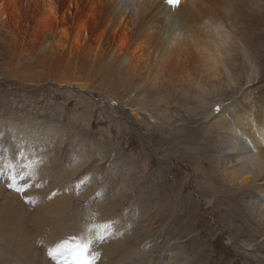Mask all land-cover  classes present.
I'll use <instances>...</instances> for the list:
<instances>
[{
  "label": "bare ground",
  "instance_id": "6f19581e",
  "mask_svg": "<svg viewBox=\"0 0 264 264\" xmlns=\"http://www.w3.org/2000/svg\"><path fill=\"white\" fill-rule=\"evenodd\" d=\"M25 1L29 0H24L21 7L16 0H0V21L11 15L18 25L24 17V6L28 4ZM32 1L37 5L33 41L37 40L36 33H39L38 47L42 53L66 46L68 32L62 26L65 20L58 15L60 0ZM75 1L71 0L70 4ZM86 1L94 25H103L111 34H117L108 53L109 63L119 62V68L123 64L127 68L123 71L137 77L142 86L154 85L158 80H150L151 72L156 70L158 73L162 67L167 70L164 76L171 81H178V76L182 80L185 75H191L189 66L193 62L194 50L190 43L203 37L214 55L209 58L211 71L216 73L222 64L228 86L231 83L240 85V89L243 87L239 101L228 105L222 103L218 115H212L209 110L219 101L205 109L207 128L216 129L213 141L216 160L213 165L214 158H211L212 166L209 167L214 168L208 172H219L226 180V194L234 191L224 195L223 205L228 207L226 210L232 218L241 214L237 219L239 229L258 241L255 245L250 244L252 253L246 254H253L256 261L258 258V264H264V0H187L181 1L176 8L169 6L166 0ZM82 30L84 42L81 46H85L89 38L86 24L78 27L79 32ZM239 56L241 59L237 61ZM229 60L237 63L230 64ZM209 68L203 70L204 74L211 75ZM142 69L150 71L144 76ZM234 69L239 72L238 81L231 71ZM67 82L94 90L89 81ZM221 83L220 86L224 84ZM138 106L148 112L144 104ZM134 108L132 112L140 118L141 114ZM155 114L158 117L154 116L158 121L155 127H166L165 113L157 111ZM148 126L153 127L152 124ZM10 130L12 135L16 134L13 139H2L7 146L0 141V264H63V258L49 257L47 249L70 237L91 239V251L100 254L97 264H203V261L207 264L205 254L208 249L200 237H194L186 247L176 243L174 236L169 234L164 239H155L146 230L137 233L129 213L116 211L117 204L113 202L116 195L110 198L100 190L104 183L99 184L100 180L94 182V194L81 189L85 177L76 174L81 172L90 157L82 165L75 166L76 169H65L60 154H52V144L62 147L61 140L29 137L24 135V128L14 125ZM82 150L77 151L80 154ZM53 159L61 165H55ZM114 167L109 172L112 176L124 169H121L122 164ZM90 173H85L87 179ZM25 182L28 185L25 192L18 193L15 187H23ZM157 188L162 191L164 183ZM152 192L150 189L143 203L156 208L161 201L159 198L154 201ZM125 196L123 194L122 199ZM163 212L162 204L157 213ZM101 223L111 225L103 232L105 239L102 241L96 239L92 227Z\"/></svg>",
  "mask_w": 264,
  "mask_h": 264
},
{
  "label": "rangeland",
  "instance_id": "374dc122",
  "mask_svg": "<svg viewBox=\"0 0 264 264\" xmlns=\"http://www.w3.org/2000/svg\"><path fill=\"white\" fill-rule=\"evenodd\" d=\"M70 1L58 3V15L65 20L62 26L68 32L66 46L54 47L49 53H42L38 47L39 33L33 41L36 1H25L28 4L18 25L11 15L0 21V141L3 146L7 145L2 139L15 137L11 125L24 128V135L29 137L61 140L62 147L50 142L52 154H60L62 166L72 170L90 157L76 174L85 177L81 189L94 194V182L104 183L100 190L110 198L116 195L113 201L117 204L116 211L129 213L137 233L146 230L155 239H164L169 234L176 243L186 247L198 236L208 249L207 264H258V258L256 261L253 254H246L252 253L250 244L258 241L239 229L237 219L241 214L232 218L226 210L228 207L223 205L226 196L234 191L226 194V180L219 172H208L214 168L209 167L212 166L209 161L213 157L215 165L216 160L213 144L216 129L207 128L205 109L216 101L226 105L236 103L243 87L240 89V85L231 83L228 86L222 64L216 73L211 71L212 48L203 37L190 43L194 50L189 66L191 75L171 81L164 76L167 70L162 67L158 73L151 72L150 80H158L154 85L142 86L137 77L123 71L127 69L123 64L119 68V62L109 63L108 53L117 34H111L103 25H94L86 0H76L73 4ZM16 2L21 7L24 4V0ZM7 10L11 11L9 2ZM83 24L89 31L85 46H81L84 32L78 31ZM240 59L239 56L236 60ZM237 61L229 60V63ZM206 68L211 75L204 74ZM149 71L142 69L141 74L146 76ZM231 71L238 81L239 72ZM68 80L89 81L94 90L68 84ZM220 81L224 83L222 86ZM111 101L120 105L111 107ZM141 104L148 112L138 106ZM133 107L141 114L140 118L132 112ZM157 111L166 115V127L162 129L155 127ZM78 149H83L80 154ZM120 164L123 171L110 175L113 166L117 168ZM88 171H91L89 179L85 175ZM160 181L164 183L162 191L157 188ZM150 189L154 201L158 198L161 201L156 208L143 203ZM123 194H126L124 199ZM162 204L164 212L159 215Z\"/></svg>",
  "mask_w": 264,
  "mask_h": 264
},
{
  "label": "snow or ice",
  "instance_id": "6c2138e0",
  "mask_svg": "<svg viewBox=\"0 0 264 264\" xmlns=\"http://www.w3.org/2000/svg\"><path fill=\"white\" fill-rule=\"evenodd\" d=\"M166 3L176 8L180 5L181 0H166ZM218 110V109H217ZM255 167V165H253ZM10 187L13 185L10 184ZM28 187L27 183H24L23 187H15V190L19 192H25ZM93 230L96 232L97 240H104V231H107L111 225L109 223L95 224L92 226ZM91 239L83 240L77 237H70L57 242L54 246H50L47 249V255L49 257H61L65 261V264H97L99 259V252L91 251L90 244Z\"/></svg>",
  "mask_w": 264,
  "mask_h": 264
}]
</instances>
